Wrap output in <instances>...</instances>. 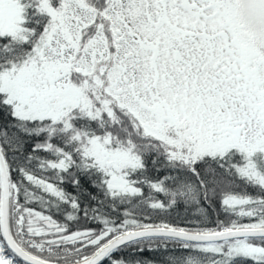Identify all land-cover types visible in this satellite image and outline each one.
<instances>
[{
  "label": "snow or ice",
  "instance_id": "obj_1",
  "mask_svg": "<svg viewBox=\"0 0 264 264\" xmlns=\"http://www.w3.org/2000/svg\"><path fill=\"white\" fill-rule=\"evenodd\" d=\"M0 264H264V0H0Z\"/></svg>",
  "mask_w": 264,
  "mask_h": 264
}]
</instances>
